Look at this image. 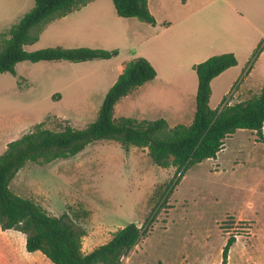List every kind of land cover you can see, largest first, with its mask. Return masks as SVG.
<instances>
[{
	"label": "rangeland",
	"instance_id": "obj_1",
	"mask_svg": "<svg viewBox=\"0 0 264 264\" xmlns=\"http://www.w3.org/2000/svg\"><path fill=\"white\" fill-rule=\"evenodd\" d=\"M32 6L33 0H0V43ZM148 8L158 21H175L187 10L179 0H148ZM149 27L137 18L118 16L111 0H90L44 23L27 50L85 46L117 49L118 55L83 62L22 61L15 74L0 73V155L10 141L36 124L52 130L67 125L82 129L94 121L126 60L137 57L131 55L135 39ZM180 42L174 32L156 42L161 70L175 62L170 50L175 52ZM254 60L252 56L249 65ZM263 65L264 57L252 73V89L241 86L243 74L228 93L227 103L260 91ZM183 96L176 86L156 78L121 97L113 117L138 121L162 117L170 126L189 124L195 97ZM216 98L215 94L212 107L219 103ZM224 142L215 159L190 167L172 191L166 186L175 175L174 167L153 164L147 148L125 149L112 140L90 143L71 157L29 161L15 173L9 188L52 216L66 214L84 232V253L107 242L128 223L143 227L152 212L150 231L122 258V264H220L229 236L235 242L226 264H264V143L256 142L248 129L236 130ZM25 243L24 232L0 226V264H52L42 253L28 252Z\"/></svg>",
	"mask_w": 264,
	"mask_h": 264
},
{
	"label": "trees",
	"instance_id": "obj_2",
	"mask_svg": "<svg viewBox=\"0 0 264 264\" xmlns=\"http://www.w3.org/2000/svg\"><path fill=\"white\" fill-rule=\"evenodd\" d=\"M90 0H33L32 8L3 34L0 43V73L15 74V66L22 61L83 62L110 59L117 49L79 47H45L29 51L25 47L35 42L42 25L54 18L78 10ZM115 12L124 18H137L151 26L156 19L148 8V0H111ZM168 25V23L166 24ZM264 47L261 41L253 52V60ZM237 59L232 52L214 54L194 63L197 76L195 110L189 124L170 126L166 119L136 120L113 117L115 103L132 90L156 76L154 66L144 57H134L123 66L115 82L107 90L97 117L82 129L65 126L60 130L36 124L20 138L10 141L0 155V226L18 229L26 234L28 252H40L52 264H122V258L138 241L147 236L152 223V212L143 227L131 222L116 231L104 244L88 253L81 250L82 229L77 228L63 214L52 216L35 201L12 193L9 183L15 173L27 162H49L76 155L88 144L98 140H112L123 148L131 146L148 149L153 164L176 169L166 189L172 191L186 170L205 159L216 158L224 147V139L237 129L254 130L257 140L264 141V86L250 98L233 104L223 96L217 107L211 108V80ZM56 93L52 97L55 98ZM235 242L229 236L222 247L220 264L227 263L228 251Z\"/></svg>",
	"mask_w": 264,
	"mask_h": 264
},
{
	"label": "crops",
	"instance_id": "obj_3",
	"mask_svg": "<svg viewBox=\"0 0 264 264\" xmlns=\"http://www.w3.org/2000/svg\"><path fill=\"white\" fill-rule=\"evenodd\" d=\"M193 1L198 4L190 6ZM179 2L185 8L187 7L183 16H179L175 21L156 20L155 26L150 25L143 34L139 35L138 39H135L137 42L132 47L134 51L131 49V55L142 56L154 66L156 69L154 79L159 78L176 86L184 96L195 97L197 76L192 65L214 54L232 52L237 59V64L227 68L210 82V107L215 108L212 107L214 95H217L216 103H220L223 96H228L243 74L241 86L252 89L250 82L252 73L256 69V64L264 57L263 47L252 65H249L255 48L261 41H264V0H179ZM165 22H168V25L164 26ZM171 32L182 38V42L177 44L175 52L170 50L174 53V55L172 53V58L176 59L175 62L168 64L170 66L168 70H161L156 58L155 50L158 48L156 42L163 34ZM118 60L121 61V59ZM259 82L262 88L264 86V65ZM263 128L264 124L262 134ZM251 131L255 134L254 130ZM255 141L264 143V141L257 140L256 134Z\"/></svg>",
	"mask_w": 264,
	"mask_h": 264
}]
</instances>
